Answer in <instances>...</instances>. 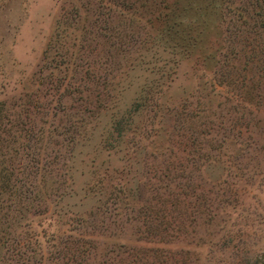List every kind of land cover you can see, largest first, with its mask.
I'll return each mask as SVG.
<instances>
[{
	"label": "rangeland",
	"instance_id": "rangeland-1",
	"mask_svg": "<svg viewBox=\"0 0 264 264\" xmlns=\"http://www.w3.org/2000/svg\"><path fill=\"white\" fill-rule=\"evenodd\" d=\"M0 264H264V0H0Z\"/></svg>",
	"mask_w": 264,
	"mask_h": 264
}]
</instances>
